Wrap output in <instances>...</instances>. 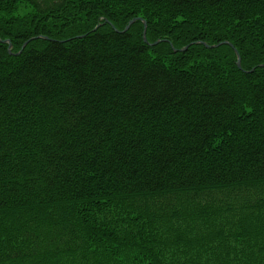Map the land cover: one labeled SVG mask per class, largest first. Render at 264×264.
I'll use <instances>...</instances> for the list:
<instances>
[{
	"label": "trees",
	"instance_id": "1",
	"mask_svg": "<svg viewBox=\"0 0 264 264\" xmlns=\"http://www.w3.org/2000/svg\"><path fill=\"white\" fill-rule=\"evenodd\" d=\"M0 39V264H264L262 199L173 210L264 191V0H0Z\"/></svg>",
	"mask_w": 264,
	"mask_h": 264
},
{
	"label": "rangeland",
	"instance_id": "2",
	"mask_svg": "<svg viewBox=\"0 0 264 264\" xmlns=\"http://www.w3.org/2000/svg\"><path fill=\"white\" fill-rule=\"evenodd\" d=\"M28 10H29L28 8L21 6V8L19 9V13L20 12H27ZM145 28H146V25H145ZM143 31H145V30H143ZM0 40H1V43H4L3 41H6V40L10 41V39H0ZM159 40H162V39H157L153 43L155 44ZM10 43H11V41H10ZM202 43L206 47H207V45L211 46L210 44H208L206 42L202 41ZM6 44H7V42H6ZM186 48L187 47H185V49ZM7 49H8V44H7ZM11 50H12V47H11ZM235 63L237 65V58H236ZM239 63L241 65V58H240ZM246 198L249 199L250 202H248L246 200ZM261 199H262V201H264V191L258 192L256 194H254V193H248V194L247 193H239L237 195H235L233 193L222 192V193L208 194L206 196L201 197L198 200H194L191 202H188V201L183 200V199L177 200V204L173 206V210H175L178 213V215L181 216L179 219H180L182 224H188L189 221L194 220L196 217L199 218L198 216L200 215V213L202 211H206V213H210L211 212L210 208H221L220 212H222V213H220L218 215H212V216H220V215L227 214V207L226 206L228 204H232V206L238 208L240 205H246V204L251 205V204H253V202L259 203V201H261ZM246 211H248V210H246ZM262 211L264 212V207L262 208ZM233 213H236V212H233ZM237 213H239V212H237ZM226 216L230 217V213H228Z\"/></svg>",
	"mask_w": 264,
	"mask_h": 264
},
{
	"label": "water",
	"instance_id": "3",
	"mask_svg": "<svg viewBox=\"0 0 264 264\" xmlns=\"http://www.w3.org/2000/svg\"><path fill=\"white\" fill-rule=\"evenodd\" d=\"M137 20H141L140 18H133V19H131L129 22H128V24L125 26V28L121 31V32H125L128 28H129V26L131 25V24H133L134 22H136ZM145 22H144V30H145ZM98 28V26H96L95 28H94V30L95 29H97ZM40 38H43V39H48L47 37H45V36H39ZM79 37H81V36H79ZM143 38H144V41L146 42V39H145V31H143ZM0 42H1V40H0ZM4 43H6L7 42V44H8V52H10L11 53V47H12V45H11V43H10V41L9 40H6V41H3ZM29 42V39L26 41V42H24L23 44H22V46H21V48H20V50L16 53V54H19L22 50H23V48L25 47V45L27 44ZM229 42H227V41H225V42H222V44H228ZM218 45V44H217ZM207 47H214V45H211V46H208L207 45ZM234 49V52H235V54H236V58H237V67L238 68H241V66H240V63H239V61H240V56H239V54H238V52H237V50L235 49V48H233ZM181 50V49H180Z\"/></svg>",
	"mask_w": 264,
	"mask_h": 264
},
{
	"label": "bare ground",
	"instance_id": "4",
	"mask_svg": "<svg viewBox=\"0 0 264 264\" xmlns=\"http://www.w3.org/2000/svg\"><path fill=\"white\" fill-rule=\"evenodd\" d=\"M130 27V26H129ZM225 42V41H224ZM220 44H222V42H220L218 45H220ZM227 45H229V46H231L232 47V44L231 43H228ZM217 46V44H214V47H216ZM187 47V46H186ZM185 49V47L184 48H182L181 49V51L182 50H184ZM206 214H208V213H206ZM208 216H209V214H208Z\"/></svg>",
	"mask_w": 264,
	"mask_h": 264
}]
</instances>
